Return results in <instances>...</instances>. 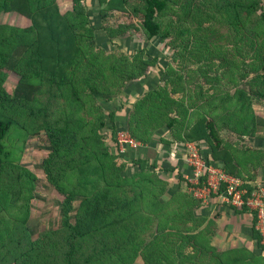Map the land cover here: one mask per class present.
<instances>
[{
    "label": "trees",
    "instance_id": "1",
    "mask_svg": "<svg viewBox=\"0 0 264 264\" xmlns=\"http://www.w3.org/2000/svg\"><path fill=\"white\" fill-rule=\"evenodd\" d=\"M68 1L0 0V264H255L238 248L217 251L201 239L197 254L210 259H193L195 184L179 172L163 201L177 166L138 149L154 136L184 151L187 142L204 144L207 164L256 185L264 166L254 146L264 140V0H96L98 27L91 0ZM10 14L22 24L4 21ZM97 30L111 49L97 45ZM130 32L143 44L127 51L119 41ZM153 38L168 52L165 65L145 45ZM151 77L155 85L130 103L119 95ZM114 98L119 106L106 109ZM214 98L234 107L221 123L204 107ZM119 129L140 143L130 161ZM32 137L41 153L33 167L19 162ZM46 196L54 206L40 219ZM233 208L254 220L245 206ZM251 231L264 249L254 221Z\"/></svg>",
    "mask_w": 264,
    "mask_h": 264
},
{
    "label": "rangeland",
    "instance_id": "2",
    "mask_svg": "<svg viewBox=\"0 0 264 264\" xmlns=\"http://www.w3.org/2000/svg\"><path fill=\"white\" fill-rule=\"evenodd\" d=\"M60 3H62L63 6H65V7L69 6V4H70V2L68 0H61ZM100 7L101 6L97 3L96 0H91L89 2V5H88V13H89V16L91 18L90 22H91L92 25H94L96 27H98V25H99V23L101 21V15L99 13ZM22 20L23 19H21L16 14L6 15L4 17V21H6L8 23H13V24L14 23L22 24ZM23 24H26V22H24ZM95 41H96L97 45L102 46V47H106L107 49H111L113 47L108 42L107 37L105 36V34L103 33L102 30L101 31L100 30L96 31ZM119 43H120L119 45L121 46V48L124 49V50H127V51L128 50L129 51L130 50H134L135 48L140 47L143 44L142 39L139 38V35L137 33H132V32L127 34L126 37L122 38L119 41ZM145 45L148 47L149 51L152 54L158 53L160 55V62L163 65L166 64L164 57H165V54L168 53V52H166V48L163 46V43L159 42L158 38L151 39L149 42L145 43ZM114 49H116V48H114ZM144 79L145 80H139V81H135V82H133L131 84H128L124 88L123 92H121V94H119V95L128 98V102L130 103L133 100L132 97L135 96V95L141 94L143 89H144V87L145 88H149V87L151 88V87H153L155 85V81H154L155 77L154 78H152V77L151 78H144ZM119 100L120 99H118V98H114L112 101H109V102H107V101L105 102L104 101L103 105H104V107L106 109H114V107L119 106V104H120ZM129 107L130 106L127 104L126 108H129ZM204 107L206 108L205 110H209L212 113H216V117L218 118V122L219 123H221L222 119H227L229 114L234 111V107L231 106V105H229V110L228 111L225 110L224 106L216 98H214L211 101V103L205 105ZM124 110L125 109H123L122 111L118 112V115H117V118H116V122L118 124L123 119V114L125 113ZM257 110L262 111V108L257 106ZM120 131L127 132L126 130L119 129L118 131L115 132V138L116 139H118L117 136H118V132H120ZM107 134H108L107 143L109 145H111L110 147H111V149H113L114 148L113 143L109 139V135H110V131L109 130H107ZM156 140H157V136H154L153 137V141L148 144V146H150V147H155L154 149H152V148H148L147 149V151H148L147 154L149 156L150 155H154L155 153H157L156 156H157L159 162H164L165 164L166 163H173L176 166L181 161L180 156L183 155V158H184L183 161L184 162H182V163L187 165L188 162H186V160H187V156L188 155L185 152V151H187L186 148H185V151H184V150H182L179 147L174 148V147H176L175 145H173L174 147H172V146H169V147L168 146H162L160 144H156V142H155ZM35 143L37 144V142L35 141L34 137L28 138V140L26 141L25 146L23 147V151H22V153L19 156L20 164H24V165L32 166V167H33V165H35L34 164L35 163V159L39 158V156L41 154L40 152L36 151L37 147H35V145H36ZM254 144H255L254 146L256 148L260 149L261 151H263V154H264V140H261V139L260 140H256L255 139L254 140ZM119 146H120V143H119ZM121 146H120V148L123 149L121 153L124 155L122 157V159H124L125 161H128L129 159H131V157L135 156V154L133 152H134V150L136 148H131L127 144H124L122 147ZM120 148H119V151H120ZM137 148H138V146H137ZM145 149H146L145 146H140V149H138V152L139 153H144ZM198 151L200 152L202 157L205 156L206 146L204 144H202L200 146V148L198 149ZM130 152H132V153L130 154ZM262 162H264V159H262ZM247 167L250 168V171H251V168L253 167V164H248ZM179 172H180V169L177 168V169H174L173 172L169 174V178H168L169 186L172 185L173 187H177V185L179 184V181H178V179H179L178 178V173ZM253 172H255V170ZM259 172H260V169L258 170L257 174H259ZM186 175L189 176V173L185 172L184 176L186 177ZM183 183L184 182H182V184ZM255 183L258 184V185L264 186V182L261 181L260 179L255 178ZM188 189H190V187ZM169 195L170 194L165 193L163 195V200H165V198L168 197ZM55 197L60 198L59 195H57ZM53 200H54L53 197L49 198V196H46L45 202H44V204H42L43 206L41 208L42 211H45V212H43V214L41 216H39L40 219L43 217L44 214H48L49 212H47V211L48 210L50 211V209L54 206L53 205Z\"/></svg>",
    "mask_w": 264,
    "mask_h": 264
},
{
    "label": "crops",
    "instance_id": "3",
    "mask_svg": "<svg viewBox=\"0 0 264 264\" xmlns=\"http://www.w3.org/2000/svg\"><path fill=\"white\" fill-rule=\"evenodd\" d=\"M147 146L145 148H149ZM136 152L137 150L135 149L134 153ZM180 158V164L178 163L176 165L178 167L176 168L180 169V172L184 175L190 169L182 163L184 162L183 155ZM263 170L264 166L260 168L258 179L264 182ZM172 187L168 188V194L170 195L174 193ZM175 188H178V185ZM253 221L252 215L237 213L231 205L221 202L219 199L211 198L209 201L204 202L201 199L193 197V219L188 220L189 225L193 223V259H210L206 256L207 253L203 255L197 254L199 247L198 240L201 239V242L207 241L208 245L215 247L217 251L238 248L241 250L242 259H256L255 264H264V249L258 246L251 236ZM202 230H205L203 237L199 235ZM260 245H264L262 240L260 241Z\"/></svg>",
    "mask_w": 264,
    "mask_h": 264
},
{
    "label": "built area",
    "instance_id": "4",
    "mask_svg": "<svg viewBox=\"0 0 264 264\" xmlns=\"http://www.w3.org/2000/svg\"><path fill=\"white\" fill-rule=\"evenodd\" d=\"M117 138L120 146L127 144L131 148H137L140 145L125 131L118 132ZM185 146L188 155L186 162L190 169L189 176L186 175V178L195 184L189 189L193 197L204 202L214 197L233 207L245 206L253 211L254 228L259 232L261 240L264 242V187L256 184L248 189L240 177L225 172L215 163L207 164L198 151L199 147L195 144L187 142ZM122 150L120 148L121 152ZM204 173H206L205 179L201 181L200 178ZM200 182L202 185H199Z\"/></svg>",
    "mask_w": 264,
    "mask_h": 264
}]
</instances>
